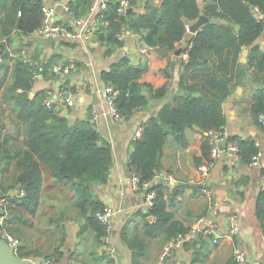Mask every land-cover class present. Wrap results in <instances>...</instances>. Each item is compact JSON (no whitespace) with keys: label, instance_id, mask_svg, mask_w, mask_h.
Here are the masks:
<instances>
[{"label":"trees","instance_id":"obj_1","mask_svg":"<svg viewBox=\"0 0 264 264\" xmlns=\"http://www.w3.org/2000/svg\"><path fill=\"white\" fill-rule=\"evenodd\" d=\"M137 1L129 0V6L121 14L117 0H107L103 13L108 24L90 34V38L103 47V54L109 55L124 44V36L120 37L122 30L137 33L143 43L164 53L174 52L177 43L189 37L188 45L183 48L187 56L181 58L174 89L166 84L154 87L140 81L148 68L144 55L134 58L124 53L100 72L103 82L114 90V107L119 116L130 118L135 111L147 109L154 101L162 102L140 122V133H135L130 141V170L142 182L152 179L161 170L163 150L168 143L178 147L187 145V128H198L205 133L223 132L226 124L223 101L241 75L254 85L250 114L254 123L262 125L259 116L264 114V45L257 40L264 33V26L256 9L264 12V0H205L203 5L196 0H143L142 8ZM91 3L92 0H75L70 6L75 16H81ZM42 5L43 0H0V99L4 108L13 111L19 121L18 130L22 132L25 145L5 154L9 159L16 158L14 182L19 190L23 189V194L16 193L11 200L34 213L40 202L44 173L62 186L69 184L83 217L80 232L94 231L99 244L105 237L106 224L97 218L96 211L103 202L93 195L86 182H107L112 149L88 118L71 121L57 102L47 106L44 103L46 89L34 91L30 96L35 78L33 68L44 78H60V73L54 70L59 53L41 59L43 45L35 37L42 19ZM201 14L217 21H208L195 32L187 33V22ZM244 47H248L245 63L239 60ZM69 86L62 83L58 87L68 89ZM4 128L0 120V137ZM208 138L209 134L203 150L210 152ZM226 138L236 141L238 159L242 163L248 164L259 150L252 137ZM260 170L264 175V165ZM148 189L156 192L153 205L148 208L155 221L145 220L148 233L163 230L169 238L185 231L187 228L171 221L172 213L167 209L165 197L166 180L154 181ZM0 190H3L1 184ZM179 192L175 188L170 196ZM256 214L264 234V187L256 196ZM122 238L127 245L136 248V252H144L146 241L135 237L132 243L125 234ZM34 253L38 251L22 246L16 252L20 258ZM60 254L55 248L45 257L59 260Z\"/></svg>","mask_w":264,"mask_h":264},{"label":"crops","instance_id":"obj_2","mask_svg":"<svg viewBox=\"0 0 264 264\" xmlns=\"http://www.w3.org/2000/svg\"><path fill=\"white\" fill-rule=\"evenodd\" d=\"M66 1L43 0L44 4L55 6L54 21L58 23H65L69 17L64 10ZM138 5L142 8L143 0ZM35 37L43 45L41 59L51 53H59L55 65H73L75 68L66 74L60 73L58 80L44 78L37 71L32 93L52 89V97L61 112L67 114L71 121L88 118L91 123L95 120L97 125L94 128L110 143L112 166L109 178L105 183L90 186L93 195L103 202V206H111L112 214L109 226L106 225L105 237L97 244L94 231L80 232L83 217L75 205L69 184L62 186L45 173L40 188V202L34 213L18 205L16 200L12 202V195L19 192L14 182L16 158L9 159L5 154L18 147L24 148L25 145L22 132L17 127L19 121L13 111L4 108L0 99V120L5 125L0 137V184L3 189L0 194L4 197L1 207L6 213L4 226L20 237V246L24 247L26 243V250L38 251L25 257L33 261H39L58 248L61 264H158L160 252L170 237L163 230L156 234L148 233L145 220L154 222L155 217L148 213L144 190L132 186L128 153L130 141L135 133L138 134L140 122L162 102L154 101L147 109L135 111L130 118H116L108 105L106 83L101 79L100 72L124 53L134 58L144 55L148 68L140 76V81L149 82L154 87L166 84L169 89H174L181 70L183 48L188 45L189 37L177 43L175 51L179 49V55L175 51L164 53L153 47L147 53H141L140 47L145 43L137 33L129 30L125 32L124 44L109 55L103 54V47L92 38L68 41L65 44L60 39L53 40L37 34ZM257 41L264 45V33ZM247 56L248 53L246 61ZM62 83L69 84L73 90L74 104L71 107L66 106L56 94L55 87ZM253 88L254 85L241 75L232 92L223 101L226 114L224 133L227 136L254 138L263 152L264 162V126L254 123L250 114ZM186 135V146L178 147L168 143L161 158V170L170 174V178L164 180L167 183L165 197L167 209L172 213L171 221L188 229L198 218L205 217L218 223L221 236L214 243L212 236L201 231L193 241L186 242L173 256L167 258L165 264H237L234 259L235 247L244 249L264 264V234L256 214V196L264 184L261 166L252 167L242 163L224 148L222 157L215 160L207 174H202L199 164L211 158V151L203 150L207 133L198 128H187ZM203 187L208 189V193L202 191ZM175 188L180 192L172 197L170 195ZM51 198L55 199V203H51L52 207L59 202L57 207L48 211L50 217L47 223L51 234L44 238L43 244H32L22 232L29 234L35 231L45 202L50 203ZM230 212L237 214L235 223L239 225V231L234 235L229 233L230 222L226 218ZM124 234L132 239V243L135 237L146 241L144 252H136V248L127 245L122 238Z\"/></svg>","mask_w":264,"mask_h":264},{"label":"built area","instance_id":"obj_3","mask_svg":"<svg viewBox=\"0 0 264 264\" xmlns=\"http://www.w3.org/2000/svg\"><path fill=\"white\" fill-rule=\"evenodd\" d=\"M73 1L75 0H67L66 3L64 4V10L67 14H69V17L67 18V21L65 23H58L54 21L55 6L43 3L41 8L42 19L40 25L36 29V34L49 39L56 37L57 39H60L62 41L64 40L73 41L78 39L82 41H86L90 38V34L94 29L98 28L101 25L108 24L107 20L104 19V13H103L104 9L107 6V0H94L88 7V10L81 16H75L73 14L70 6V3ZM196 1L200 5H203L205 2V0H196ZM117 2H118V11L119 13L123 14L126 8L129 6V0H117ZM256 15L262 21L264 26V12L256 9ZM190 25L191 23L190 21H188L185 26V30L187 33L193 32L190 28ZM125 32L122 30V32L120 33V37L125 36ZM150 48L152 47L143 44L140 47V51L141 53H147V51ZM183 56L184 57L187 56V52L185 50L183 52ZM30 63L34 65V61L30 60ZM73 68H75L73 65H61V64L54 65V70L63 74L70 72ZM33 73H34V77H36L37 71L35 68H33ZM55 88L57 91L56 92L57 96L63 100L66 106H70V107L73 106L74 99H73V90L71 86H69L68 89H63L57 86ZM105 92L110 110L114 113L116 118H123L122 116H119L115 111L114 101H113L114 90L112 89V87L110 85H106ZM52 94H53L52 89L50 88L46 89L44 103L47 106H50L54 101L56 102V100L53 99ZM259 121L262 125H264V114H261L259 116ZM91 125L95 127L97 124L93 125L91 122ZM224 130L222 133L206 132L207 134H209L208 140L210 144L211 158L199 164V169L202 174H207L210 168L214 165L215 160L220 159L222 157V151L224 148L232 152L234 157L238 159L237 143L236 141L233 140H227L226 138L227 135L224 133ZM140 131L141 129L139 128L137 130V133L139 134ZM262 156H263V152L261 149H259L254 155H252V158L248 163V165L252 167L263 166L264 162L262 161ZM130 173H131L130 179L132 182V186L134 188L139 187L145 190L144 203L148 208L153 205V199L156 195V192L152 189L147 190V188H149L154 181H158L159 179L170 178V174L162 170H159L155 173L152 179L144 180L141 182L139 177L136 176L132 171ZM262 177L264 179V175H262ZM202 191L204 193H208V189L205 187L202 188ZM18 194L19 195L23 194V189H20ZM3 200L4 197L2 194H0V237L5 239L9 244V246L16 253L18 248L22 244V241L20 237L11 233L4 226L6 213L1 207ZM111 214H112V208L111 206L108 205H104L96 211L97 218L107 226H109V220ZM236 217L237 214L235 212H230L226 215V218L230 222L229 233L231 235L237 234L239 231V225L235 223ZM218 227H219L218 223L214 220H208L205 217L198 218L196 222L192 224L187 230L177 232L176 234L171 236L169 240H167V242L164 244L160 252V256H159L160 258L158 264H165L167 258L173 256L174 252L177 249L181 248L186 242L193 241L201 231L205 235L212 236V241L214 243H217L221 236ZM234 259L237 264H262V262L258 258L250 256L244 249L240 247H235ZM32 262L33 264H61L60 261L57 260L56 258L45 257V256L42 257L39 261L32 260Z\"/></svg>","mask_w":264,"mask_h":264},{"label":"water","instance_id":"obj_4","mask_svg":"<svg viewBox=\"0 0 264 264\" xmlns=\"http://www.w3.org/2000/svg\"><path fill=\"white\" fill-rule=\"evenodd\" d=\"M142 0H138L137 3L140 4ZM214 22L217 21V18L214 17H208L204 14H201L194 22L191 23L190 28L193 32H195L202 24L206 22ZM129 33V32H128ZM53 40H57L56 37L52 38ZM56 51V49H55ZM176 54H180V50L175 51ZM248 53V47H244L240 53L239 60L241 62L246 61V55ZM57 84L60 83V81H56ZM33 93H30V96H32ZM92 124L95 125L96 122L92 121ZM78 181V179H77ZM95 184V183H93ZM86 185H91L89 181L86 182ZM0 264H33L32 260L30 258H20L13 249L9 246L7 241L0 237Z\"/></svg>","mask_w":264,"mask_h":264},{"label":"rangeland","instance_id":"obj_5","mask_svg":"<svg viewBox=\"0 0 264 264\" xmlns=\"http://www.w3.org/2000/svg\"><path fill=\"white\" fill-rule=\"evenodd\" d=\"M90 41H92V40H90ZM8 118L11 120L10 117H8ZM49 201H50V203L48 201L45 202L43 212L40 214V217L38 218L37 224L35 225V231L30 232L29 234H27V232H22L23 235L25 237H27L28 241L32 244H38V245L43 244L42 242H44V238L51 234V233H49L50 229L48 228V223H47V221L50 217L48 214V211L50 209H52L51 203H55V199L51 198ZM58 204H59V202L57 203V205ZM23 246L28 247V244L24 243Z\"/></svg>","mask_w":264,"mask_h":264}]
</instances>
